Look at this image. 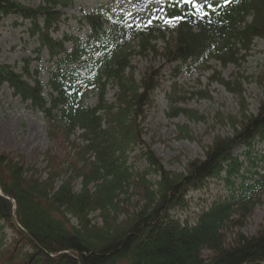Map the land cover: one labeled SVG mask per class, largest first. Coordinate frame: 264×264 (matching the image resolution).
<instances>
[{
  "label": "trees",
  "instance_id": "16d2710c",
  "mask_svg": "<svg viewBox=\"0 0 264 264\" xmlns=\"http://www.w3.org/2000/svg\"><path fill=\"white\" fill-rule=\"evenodd\" d=\"M198 2L203 14L171 0L132 23L101 4L79 17L82 37L57 35L61 9L75 0H43L36 7L0 0V29L8 17L28 20L38 59L45 50L50 62L46 83L41 69L30 70L29 59L19 72L18 63L0 62V87L6 84L42 112L54 142L43 152L44 168L0 153V264H264V228L242 231L264 201V151L253 148L259 141L264 146V100L249 113L240 78L213 77L240 95L242 108L225 119L233 133L216 135L204 158L191 160L183 172L167 170L144 140L163 69L149 66L138 80L136 57L161 58L177 77L184 67L213 69V61L240 65L254 40L264 38V0ZM175 16L182 19L162 26ZM110 86L116 89L111 99ZM90 94L96 101L87 106ZM181 111L205 119L194 109ZM241 146L247 165L235 155ZM211 180L224 182L223 193L199 210L193 224L171 213L188 207V194ZM230 228L238 229L232 239Z\"/></svg>",
  "mask_w": 264,
  "mask_h": 264
},
{
  "label": "rangeland",
  "instance_id": "374dc122",
  "mask_svg": "<svg viewBox=\"0 0 264 264\" xmlns=\"http://www.w3.org/2000/svg\"><path fill=\"white\" fill-rule=\"evenodd\" d=\"M20 1L32 7L43 2V0ZM133 1L135 2V0H75L73 5L60 8L65 12V16L59 23L61 29L57 35L69 31L84 37L86 30L82 29L79 17L101 4L107 5L111 2V9L114 12L122 9L128 14L131 22L136 14L149 16L152 11L158 12L169 0H145L144 8L138 7ZM171 25L173 24L165 23L164 20L163 26ZM28 26L29 22L21 18H6L0 29V62L11 65L18 63L16 71L19 72L25 63L23 59H29L30 70L41 69L40 79L46 83L49 79L50 65L48 54L43 51L40 59H37V37L29 35ZM68 47L70 48L69 44ZM133 64L138 80L149 66L163 69L162 82L154 92L153 104L144 122L146 133L144 140L152 144V149L167 170L185 171L191 160L204 158L207 146L213 143L216 135H227L234 131L225 119L229 116H239L242 108L241 97L227 90L218 81L212 80L213 77L221 75L224 79L233 81L240 78L249 113H257L260 103L264 100V38L254 40L249 55L240 65L229 64L223 67L213 63L214 67L210 71L194 67L191 70L183 69L175 77L172 76L173 69L169 64L165 65V60L161 58L151 60L136 57ZM174 81L179 83L178 88H174ZM115 90L110 86L109 99L113 97ZM175 98L177 102H174ZM95 101V95L90 94L85 104L92 106ZM181 109H194L204 115L205 119L189 118ZM47 127V122L40 111L29 108L20 98L14 97L6 84L0 87V153L24 157L26 164L44 168L46 162L43 152L54 143L48 138ZM138 166L143 169L145 163H139ZM76 189L77 191L81 189L79 182ZM217 190L214 189L213 183L203 189L191 191L189 196L192 201L189 206L184 209L178 208L175 212L185 213L184 218L186 215H194L195 210L200 209V204H197L199 197L216 194ZM260 227L264 228V201L255 207L242 231L253 234ZM236 231L238 229L230 228L228 238L232 239Z\"/></svg>",
  "mask_w": 264,
  "mask_h": 264
},
{
  "label": "snow or ice",
  "instance_id": "6c2138e0",
  "mask_svg": "<svg viewBox=\"0 0 264 264\" xmlns=\"http://www.w3.org/2000/svg\"><path fill=\"white\" fill-rule=\"evenodd\" d=\"M182 2L186 4H189V3L192 4L193 8L196 9L198 13L203 14L205 5L199 3L198 0H182ZM205 3H207V0H205ZM207 6L212 7V4H207ZM179 19H182V17H179V16L171 17L169 19H165V23H171L172 21L179 20ZM148 23H151V20Z\"/></svg>",
  "mask_w": 264,
  "mask_h": 264
}]
</instances>
